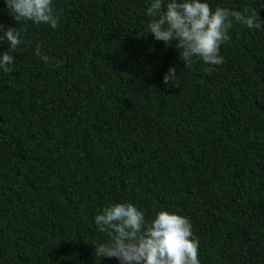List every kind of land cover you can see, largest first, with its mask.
Here are the masks:
<instances>
[{
	"label": "trees",
	"instance_id": "1",
	"mask_svg": "<svg viewBox=\"0 0 264 264\" xmlns=\"http://www.w3.org/2000/svg\"><path fill=\"white\" fill-rule=\"evenodd\" d=\"M152 2L53 0V29L0 0L24 41L0 69V264H120L94 255L110 241L94 217L117 203L189 218L200 264H264V24L185 67L146 31ZM202 2L264 20V0Z\"/></svg>",
	"mask_w": 264,
	"mask_h": 264
},
{
	"label": "clouds",
	"instance_id": "2",
	"mask_svg": "<svg viewBox=\"0 0 264 264\" xmlns=\"http://www.w3.org/2000/svg\"><path fill=\"white\" fill-rule=\"evenodd\" d=\"M9 14L15 20L31 21L37 25L47 24L53 29L59 27V16L53 7V0H5ZM153 0L147 8L151 20L146 31L156 40L171 44L178 41L180 59L185 67H190L193 57H199L208 65L223 63L220 55L222 44L230 39L229 29L233 24H241L249 29H261L264 20L252 8L240 11L225 7L213 10L202 0ZM5 26L0 24V31ZM22 27H7L0 35V43L5 40L10 48L0 54V69L13 71L18 46L24 43ZM36 55L43 61L51 58L42 54L37 45ZM57 66L59 62L57 61ZM178 76L175 68H170L164 76V84L177 87ZM101 233H107L110 241L95 246L96 258H117L120 264H200L199 238L194 236L193 225L189 218L168 210L159 211L149 222L143 211L132 203H117L105 207L94 217Z\"/></svg>",
	"mask_w": 264,
	"mask_h": 264
}]
</instances>
